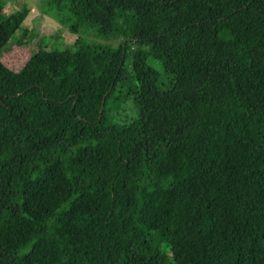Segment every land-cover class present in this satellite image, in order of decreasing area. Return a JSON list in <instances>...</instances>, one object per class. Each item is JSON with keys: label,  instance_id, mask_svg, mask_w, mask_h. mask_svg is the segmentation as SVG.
<instances>
[{"label": "trees", "instance_id": "trees-1", "mask_svg": "<svg viewBox=\"0 0 264 264\" xmlns=\"http://www.w3.org/2000/svg\"><path fill=\"white\" fill-rule=\"evenodd\" d=\"M44 1L76 37L0 59V264H264V0Z\"/></svg>", "mask_w": 264, "mask_h": 264}, {"label": "rangeland", "instance_id": "rangeland-1", "mask_svg": "<svg viewBox=\"0 0 264 264\" xmlns=\"http://www.w3.org/2000/svg\"><path fill=\"white\" fill-rule=\"evenodd\" d=\"M22 4L28 7V13L22 21L23 27L31 36L26 37L19 45H11L9 49L1 51L0 59L8 67L18 69L25 62L29 54L38 47L49 49L52 47L64 48L71 45L75 39V34L68 31L66 27L60 25L51 15L41 12L45 8L44 0H7L3 13L8 14L19 8ZM91 40L102 41L116 45L119 39L101 40L92 35H86ZM141 47L135 44L129 45L128 55L133 56ZM130 101V100H129ZM137 109L132 102H126L113 114V119L117 122L128 121L134 117Z\"/></svg>", "mask_w": 264, "mask_h": 264}]
</instances>
